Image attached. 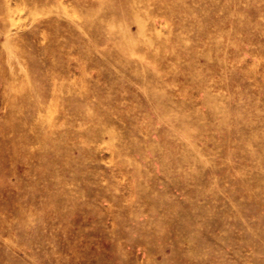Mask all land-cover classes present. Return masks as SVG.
Masks as SVG:
<instances>
[{
  "label": "rangeland",
  "instance_id": "374dc122",
  "mask_svg": "<svg viewBox=\"0 0 264 264\" xmlns=\"http://www.w3.org/2000/svg\"><path fill=\"white\" fill-rule=\"evenodd\" d=\"M0 264H264V0H0Z\"/></svg>",
  "mask_w": 264,
  "mask_h": 264
}]
</instances>
